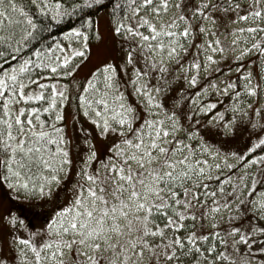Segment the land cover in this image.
<instances>
[{
  "label": "snow or ice",
  "instance_id": "obj_1",
  "mask_svg": "<svg viewBox=\"0 0 264 264\" xmlns=\"http://www.w3.org/2000/svg\"><path fill=\"white\" fill-rule=\"evenodd\" d=\"M67 3L0 0V185L26 201L53 196L73 163L63 124L71 99L99 137L116 134V143L93 170L97 148L91 137L83 140L88 151L72 200L28 238L14 236L18 260L237 264L233 253L243 248L239 264H264L256 255L264 256V171L259 181L248 171L231 174L249 156L245 169H264V136L244 154L224 152L194 122L196 109L210 113L217 107L211 100L202 103L213 90L230 94L232 120L222 112L208 120L227 135L235 113L244 112L240 98L264 94V0H107L110 32L128 45L124 64L101 53L79 80L93 39L104 41L94 16L107 4ZM71 17L80 23L63 24ZM121 67H131V80L124 83L143 113L127 99ZM181 77L186 87L169 107L167 96ZM204 78L210 83L200 88ZM189 88L195 95H185ZM186 102L193 110L185 117L178 106ZM30 215L39 213L20 209L3 220L27 227Z\"/></svg>",
  "mask_w": 264,
  "mask_h": 264
},
{
  "label": "rangeland",
  "instance_id": "obj_2",
  "mask_svg": "<svg viewBox=\"0 0 264 264\" xmlns=\"http://www.w3.org/2000/svg\"><path fill=\"white\" fill-rule=\"evenodd\" d=\"M193 2H195V0H193ZM110 10V8H102L98 11L99 15L95 16V19H99L100 30L104 33L105 38L103 42H97L93 39L92 48L90 49L91 56L81 69L80 76H77V80L83 76L89 67L96 63L101 53L109 54V59H111L115 65L122 66L124 64L123 55L128 45L119 37H115L114 33L110 32L111 17L108 15ZM230 17L234 18V14H230ZM245 23L246 22H240V25L243 26ZM230 38L231 37L229 36V39ZM189 55H191V53ZM187 59L188 56L185 57V62ZM244 67L248 68L249 65L244 64ZM255 71H260L258 66ZM171 75H176L175 67L171 69ZM118 76L121 78L122 87L127 93V99L129 103L136 105L138 110L143 113V105L140 103L139 98L133 93L131 85H126L124 83L131 80V67H129L127 70L121 67L118 71ZM152 83H155V81L153 80ZM207 83H210V80L208 78H204L199 87L203 88ZM184 87H186V85L182 77L174 82L173 87L167 96V105L169 107L175 102L180 89ZM221 88H223V85H221ZM189 94L195 95V92L189 88L185 95ZM209 100H211L213 103H216L217 107L215 110H211L210 113H199V110L196 109L195 111L197 114L194 116V122L198 121L201 124V127L204 129V138L212 145L219 147L224 152H236L238 154H244L248 147H250L261 136H264V94H262L259 98L249 97L245 94L240 98L241 102L239 107L243 108L244 112L235 113L236 120L233 124V131L227 135H225L222 126L219 129L210 128L208 125V120L213 119L216 112H222L227 120H232L234 115L231 107V105L234 103L232 95L227 93L220 95L215 90H213L209 96L202 101V103H207ZM77 103L78 101L76 99H71L66 102L65 105V120L63 121V124L65 128V134L70 141V152L73 160L71 168L69 169V174L66 176L62 175V179L63 177L64 179L62 184L59 186L61 187L60 190L65 189V191L62 194H58L57 192L56 198L50 197V200L48 201L49 205H47L45 199L43 201H26L23 199L22 193L19 194L20 198H17V194L8 189L7 186L0 185V260L5 261V264H25V262L18 260V245L13 242L14 236L18 235L28 238L30 231H37L43 227L44 224L42 221H40L39 215L38 217H33L34 215H30L29 219L25 221L27 227H22L19 224H17L15 227H12L3 220V217L8 216L13 211H19L20 209L28 208H32L39 213L40 209L48 208L47 216H45L48 217L58 207L66 206L72 200V189L76 181L79 179L77 176V172L80 171L79 164L82 162L84 155L88 151V148L83 143V140L86 137H91L92 143L95 144L97 148V159L92 163L93 170L100 165L101 161L110 155L109 150L111 149L112 145L116 143V134H110L107 137H99L97 135L98 130L96 126L87 118H85L82 113L77 112ZM249 104L251 105L250 108L247 107ZM178 107L185 117L187 112L193 110V105L190 102L183 103ZM257 109H259V111H257ZM81 129H85L86 132L81 131ZM254 154L259 153L254 150ZM247 159H250V156L246 157L245 161L241 162L239 167L233 170L231 174L234 176H239L245 171H248L250 173H255L259 181L261 179L260 173L264 171V169H260L258 171L259 166L257 165H252L248 169H245L244 165ZM262 185H264V181H262ZM59 187L57 186V188ZM57 199L58 201L55 202ZM45 217L42 218L44 221ZM245 223H247V221H245ZM42 238V236L33 237V239H36L37 242H39V240ZM261 246L264 247V244ZM19 247L24 246L19 245ZM229 251L232 252L231 247H229ZM233 254L236 255L237 264H239V260L244 256V249L241 248L239 253ZM256 255L258 260H264V256L258 253Z\"/></svg>",
  "mask_w": 264,
  "mask_h": 264
},
{
  "label": "flooded vegetation",
  "instance_id": "obj_3",
  "mask_svg": "<svg viewBox=\"0 0 264 264\" xmlns=\"http://www.w3.org/2000/svg\"><path fill=\"white\" fill-rule=\"evenodd\" d=\"M63 179H64V177H63ZM63 179L61 178V181H60V183L58 185H54V188H55V191L56 192L54 191V193H53L54 196H52L53 198H56L57 197V192H58V194H62L65 191V189L60 190L61 187H59L62 184ZM57 186L59 188H57ZM58 199L55 202H57ZM45 200H46V204L49 205V202L48 201L50 200V198H46ZM47 210H48V208L47 209L43 208V209H40L39 210L40 213L37 212V213H39V219H40V221H42L43 224L45 223V221L42 218H44L45 216H47ZM33 217H38V215H34Z\"/></svg>",
  "mask_w": 264,
  "mask_h": 264
},
{
  "label": "trees",
  "instance_id": "obj_4",
  "mask_svg": "<svg viewBox=\"0 0 264 264\" xmlns=\"http://www.w3.org/2000/svg\"><path fill=\"white\" fill-rule=\"evenodd\" d=\"M26 2V0H25ZM74 2V0H68V3L65 5L66 7H70L71 3ZM102 2L106 3L107 4V7L106 8H110L112 7L111 3H107V0H102ZM113 2H115V0H113ZM102 9V8H98L96 11L98 13V11ZM111 11V10H110ZM94 19H95V16H94ZM71 22H75L76 24H79L80 23V20H78L76 17H71L69 20H66L63 22V24H70ZM61 30H64L63 27L61 26ZM94 34V33H93ZM53 35H56L55 32H53ZM7 186V185H5Z\"/></svg>",
  "mask_w": 264,
  "mask_h": 264
}]
</instances>
